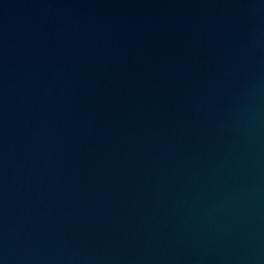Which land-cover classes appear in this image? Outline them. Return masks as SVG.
Instances as JSON below:
<instances>
[{"label":"water","instance_id":"obj_1","mask_svg":"<svg viewBox=\"0 0 264 264\" xmlns=\"http://www.w3.org/2000/svg\"><path fill=\"white\" fill-rule=\"evenodd\" d=\"M0 264H264V0H134L0 128Z\"/></svg>","mask_w":264,"mask_h":264}]
</instances>
